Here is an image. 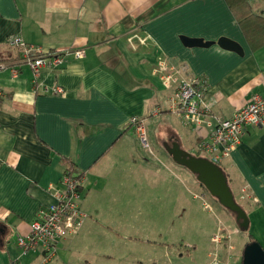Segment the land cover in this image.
<instances>
[{"label":"crops","instance_id":"0c3cea01","mask_svg":"<svg viewBox=\"0 0 264 264\" xmlns=\"http://www.w3.org/2000/svg\"><path fill=\"white\" fill-rule=\"evenodd\" d=\"M133 33L148 39L132 45ZM9 35L46 52L83 49L82 58L64 55L56 68L38 74L39 81L60 86L62 93L33 92L21 47L7 45ZM184 37H227L245 54L217 43L191 46ZM163 58L186 64L185 74L206 80V99L218 117L228 118L251 95L264 94V46L249 47L225 0H0V62L6 64L0 70V264L15 254L14 238L27 233L37 208L52 202L46 187L58 184L67 164L72 175H80L78 205L85 217L75 234L56 242L47 264H96V258L114 256L103 251L105 243L92 247L95 234L100 240L110 234L157 245L163 233L144 237L137 226L151 214L162 213L163 221L175 215L182 206L176 207L178 197L195 198L192 182L206 190L195 175L190 181L166 163L172 159L167 149L175 143L205 156L198 151L199 135L170 109L169 90L153 72ZM132 116L157 129L165 162L147 156L129 123ZM219 166L235 201L249 210L253 236L264 247V126H247ZM242 188L257 201L241 198ZM228 212L231 230L238 225ZM39 256L37 248L19 263L33 264Z\"/></svg>","mask_w":264,"mask_h":264},{"label":"built area","instance_id":"2783aa9c","mask_svg":"<svg viewBox=\"0 0 264 264\" xmlns=\"http://www.w3.org/2000/svg\"><path fill=\"white\" fill-rule=\"evenodd\" d=\"M147 37L133 33L128 37V41L130 44L134 41L144 43ZM6 43L9 46L21 47V61L31 71L30 82L33 92L62 93L63 88L60 86H47L38 80L40 70L43 68L53 70L62 62L64 55L70 54L75 59L84 55L83 49L41 51L39 47L25 43L18 35L7 36ZM5 66L4 62H0V70ZM186 70V64L176 65L167 58L160 59L153 67V72L162 86L169 90L167 100L170 109L180 116L185 124L192 126L199 135V152L213 163L220 164L239 144L247 126H264V94L251 95L245 105L230 117L221 118L211 111V103L206 99V80L199 75L185 74ZM15 73V70L11 69V74ZM157 111L158 109L155 110ZM129 123L133 126L142 147L152 154L144 118L132 116ZM79 186L80 178L67 172L61 174L58 184L47 185L46 190L50 193L52 202L37 208L26 234L16 235L14 247L17 250L6 264H20L19 260L23 255L37 248L40 250V256L33 264H47L55 254L56 242L78 231L85 217L78 205ZM198 197L203 199L202 204L205 208L210 207L203 194H199ZM241 198L257 201L246 188L241 189ZM231 234V230L219 221L216 233L212 237L214 246L208 251L207 259L202 264H231V260H239V256H231L234 249Z\"/></svg>","mask_w":264,"mask_h":264},{"label":"rangeland","instance_id":"374dc122","mask_svg":"<svg viewBox=\"0 0 264 264\" xmlns=\"http://www.w3.org/2000/svg\"><path fill=\"white\" fill-rule=\"evenodd\" d=\"M254 2H262L264 5V0H253ZM258 7V5H257ZM234 52L233 50H230ZM262 51L258 54L261 56ZM236 53V52H235ZM245 52L243 53V55ZM238 56H243L240 53H237ZM146 124V123H145ZM148 134V142L150 144L151 150H153L152 154H150L145 148L144 151L148 157L157 160L164 161L163 155L160 153L159 149V141L157 137L159 133L157 129L153 126H149L147 128ZM161 138V137H160ZM187 149L188 146H186ZM203 155V153H201ZM169 161H166L168 166L172 170L181 171L180 174L187 176L190 181H192L193 173H191L185 167L178 165L173 159L168 157ZM163 163V162H162ZM164 168V167H163ZM165 169V168H164ZM161 170L165 172V174H169L168 170ZM170 175V174H169ZM187 182V178L184 177ZM194 192L195 198H192L191 194L187 193L184 200H180L181 198H177L176 207L179 208L177 210V214H168L167 220H165L166 215L163 216L162 213L151 214L145 222L140 223L137 226V230L140 235L144 237H155L158 238V234L163 233L161 241L158 242L157 245L150 244L147 241H136L132 239L123 238L118 239L117 237H113L110 234H106L105 240H100L99 236L94 235L89 239V242L92 247L95 248L94 245L96 242L105 243L106 246L103 248V251H112L114 256L105 260H97L96 264H202L207 259V249L210 248L212 242V237L216 233L218 222L221 221L222 224L227 225L229 222L228 219V210L218 205L215 202V198L209 194L203 187L196 182H192L191 186ZM203 193L206 200L209 202L210 207L205 208L202 204L203 199L199 198V194ZM241 205L246 208L244 202H241ZM174 207L166 206L162 207V209H169ZM245 212H249L246 210ZM237 223V222H236ZM121 227L122 224H117ZM231 239L234 236V240L237 244V252L239 255V260H231V264H241V255L244 241L248 240L249 235L254 233V225L253 223H249L248 227L244 228L239 226L232 227L231 229ZM257 234V233H256ZM146 240V239H145ZM211 240V243H210ZM13 241V237L11 238ZM15 241V238H14ZM114 241V242H113ZM260 243L263 244L261 239L259 238ZM258 241V242H259ZM116 242H119L116 244ZM182 242L184 246H182ZM119 244V245H118ZM168 244V245H165ZM187 244V246H185ZM195 245V249L192 251V248H188V246ZM214 246V245H213ZM212 246V248H213ZM211 248V249H212ZM210 249V250H211ZM191 250V251H190ZM234 250V249H233ZM231 251V256L235 257V252ZM207 251V252H206ZM180 252L182 255H180ZM206 252V254H205ZM235 254V255H234ZM205 255V258H204ZM21 259V258H20ZM205 259L203 262L202 260ZM236 261V262H235Z\"/></svg>","mask_w":264,"mask_h":264},{"label":"water","instance_id":"95a60500","mask_svg":"<svg viewBox=\"0 0 264 264\" xmlns=\"http://www.w3.org/2000/svg\"><path fill=\"white\" fill-rule=\"evenodd\" d=\"M191 46L209 47L217 43L221 48L233 50L243 55V47L227 37L217 40H204L202 38L184 37ZM167 153L178 164L192 172L197 181L202 184L210 195L214 196L219 203L235 214L236 224L248 227L249 218L245 210L235 201L234 196L227 184V178L221 167L206 157L195 156L183 151L178 144H173ZM2 229L0 228V232ZM241 264H264V247L257 241H251L244 245L241 255Z\"/></svg>","mask_w":264,"mask_h":264},{"label":"trees","instance_id":"16d2710c","mask_svg":"<svg viewBox=\"0 0 264 264\" xmlns=\"http://www.w3.org/2000/svg\"><path fill=\"white\" fill-rule=\"evenodd\" d=\"M225 1L228 4L231 11L233 12L237 21L239 22L241 29H242L243 36L247 44L249 45V47L253 51L258 50L261 47H263L264 46V5L263 3L254 2L253 0H225ZM65 169L66 170L64 172L72 174L71 166L69 164L66 165ZM73 176L76 178H80L79 174H76ZM254 240H257V239L254 236L249 235L248 242H251Z\"/></svg>","mask_w":264,"mask_h":264},{"label":"flooded vegetation","instance_id":"af4514ba","mask_svg":"<svg viewBox=\"0 0 264 264\" xmlns=\"http://www.w3.org/2000/svg\"><path fill=\"white\" fill-rule=\"evenodd\" d=\"M1 232H2V231H1ZM1 232H0V233H1ZM2 234H3V233H1V235H2ZM1 235H0V236H1Z\"/></svg>","mask_w":264,"mask_h":264}]
</instances>
